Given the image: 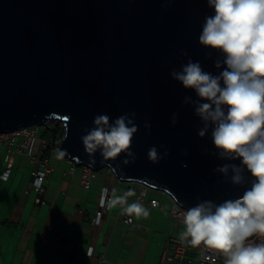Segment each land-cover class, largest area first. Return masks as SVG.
Instances as JSON below:
<instances>
[{
	"label": "water",
	"instance_id": "95a60500",
	"mask_svg": "<svg viewBox=\"0 0 264 264\" xmlns=\"http://www.w3.org/2000/svg\"><path fill=\"white\" fill-rule=\"evenodd\" d=\"M208 15L214 9L207 0H0V132L57 119L65 131L60 152L80 165L109 167L187 208L237 198L250 187V173L244 185H233L214 172L240 161L210 154V130L200 138L202 122L183 104L185 96L198 98L170 75L189 58L217 74L213 62L222 55L198 42ZM132 112L134 163L124 165L125 154L101 163L99 151L86 153L81 137L96 115L107 114L111 123ZM153 146L169 155L152 163Z\"/></svg>",
	"mask_w": 264,
	"mask_h": 264
},
{
	"label": "clouds",
	"instance_id": "9594fccd",
	"mask_svg": "<svg viewBox=\"0 0 264 264\" xmlns=\"http://www.w3.org/2000/svg\"><path fill=\"white\" fill-rule=\"evenodd\" d=\"M171 2L164 0L165 4ZM207 4L214 15L205 16L198 42L222 55V60L213 62L217 74L205 71L199 61L189 58L170 75L198 98L185 96L183 104L192 105L201 120L200 138L210 130L216 149L210 154L221 160L240 161L239 165L217 166L214 172L233 185L246 183L245 170L252 180L237 198L219 204L204 200L187 208L179 239L193 247L204 245L217 250L224 257L223 264H264V242L250 239L264 238V0H207ZM181 55L187 56V52ZM135 117V112L125 113L110 123L107 114L96 115L94 126L85 129L86 135L81 137L86 153L93 157L99 151L101 163L125 154L123 164L134 163L136 155L131 147L138 131ZM176 123L177 114L173 113L172 124ZM144 127L150 129L151 125L145 123ZM65 154L61 151L57 156ZM168 155L167 150L161 155L155 146L147 153L154 164ZM89 162L96 163L95 159ZM133 195L131 190L117 195L113 189L109 196L104 189L101 203L109 208L119 206L129 217L147 218L150 212L142 203L128 202Z\"/></svg>",
	"mask_w": 264,
	"mask_h": 264
},
{
	"label": "crops",
	"instance_id": "0c3cea01",
	"mask_svg": "<svg viewBox=\"0 0 264 264\" xmlns=\"http://www.w3.org/2000/svg\"><path fill=\"white\" fill-rule=\"evenodd\" d=\"M6 152L0 146V264H158L175 229L168 195L148 188L145 198L138 200L143 185L117 179L109 167L97 170L92 187L86 188L82 167L77 164L72 172L74 161L58 158L59 149L51 156L47 203L38 204L32 189L33 164L25 153L12 154L10 176L2 179ZM104 186L133 191L128 202L139 201L150 215L133 216L129 223L116 206L95 225ZM151 198H158L160 206H153Z\"/></svg>",
	"mask_w": 264,
	"mask_h": 264
},
{
	"label": "built area",
	"instance_id": "2783aa9c",
	"mask_svg": "<svg viewBox=\"0 0 264 264\" xmlns=\"http://www.w3.org/2000/svg\"><path fill=\"white\" fill-rule=\"evenodd\" d=\"M55 122L56 121L52 120L47 121L44 124L33 123L25 127L14 129L10 132H0V144L6 148V159L8 161L6 169L1 174L2 179H4L5 175L7 176V179L10 176L13 166L11 161L12 154L15 152L25 153L33 164V168L31 169L32 189L36 194L35 201L38 204L47 203L45 198L46 185L49 174L53 170L51 156L53 153L58 152L60 149L59 147L64 140V126H62L61 130L55 128L52 131V125ZM38 125H44L43 133L41 135L39 134L40 130ZM77 164L78 163L76 162L73 163L70 169L72 172L75 171ZM80 166L82 167L80 176L81 182L84 187L91 188L94 179L97 176V170L87 164H81ZM142 185V191L136 195L138 200L144 199L148 192L149 186L145 184ZM104 189H108L109 196H111L113 190L108 186H104L101 192V199ZM157 191L168 195L173 200L171 213L174 217L175 225L173 233L168 237L167 245L163 250L158 264H223L224 257L217 250L208 248L204 245L193 247L180 241L179 233L184 228L182 215L187 207L178 202L176 198L168 192L164 190ZM124 192L127 191H116V194L121 195ZM101 199L94 219L95 225H99L104 214L111 209L105 204H102ZM150 202L153 206H160L158 198H151ZM181 204L183 207H181ZM125 221L130 223L133 221V217L128 216L125 218ZM250 239L256 243L264 242V238L262 237H252ZM89 252L93 253V247L90 248Z\"/></svg>",
	"mask_w": 264,
	"mask_h": 264
},
{
	"label": "rangeland",
	"instance_id": "374dc122",
	"mask_svg": "<svg viewBox=\"0 0 264 264\" xmlns=\"http://www.w3.org/2000/svg\"><path fill=\"white\" fill-rule=\"evenodd\" d=\"M54 121H57L56 119L54 120ZM60 122V123H59ZM62 122L61 121H57V122H55V123H53V125H52V131L55 129V128H58V129H61L62 128ZM38 127H39V134L41 135L42 133H43V129H44V125H38ZM0 146H2V144H0ZM104 168H106V167H104ZM98 172V171H97ZM99 172H100V170H99ZM117 176V175H116ZM117 179H119V177H117ZM156 192H158L157 190H156ZM160 197V199H161V196H159ZM172 202V201H171ZM171 207H172V203H171Z\"/></svg>",
	"mask_w": 264,
	"mask_h": 264
},
{
	"label": "trees",
	"instance_id": "16d2710c",
	"mask_svg": "<svg viewBox=\"0 0 264 264\" xmlns=\"http://www.w3.org/2000/svg\"><path fill=\"white\" fill-rule=\"evenodd\" d=\"M61 130V129H60Z\"/></svg>",
	"mask_w": 264,
	"mask_h": 264
}]
</instances>
